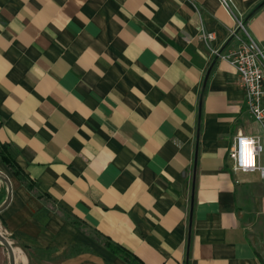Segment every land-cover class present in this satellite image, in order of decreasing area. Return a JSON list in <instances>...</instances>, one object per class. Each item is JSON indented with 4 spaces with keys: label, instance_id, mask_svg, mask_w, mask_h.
<instances>
[{
    "label": "crops",
    "instance_id": "0c3cea01",
    "mask_svg": "<svg viewBox=\"0 0 264 264\" xmlns=\"http://www.w3.org/2000/svg\"><path fill=\"white\" fill-rule=\"evenodd\" d=\"M237 18L264 47V0H0V142L36 185L0 157L15 264H131L106 239L143 264H264V177L229 152L264 123L212 52Z\"/></svg>",
    "mask_w": 264,
    "mask_h": 264
},
{
    "label": "built area",
    "instance_id": "2783aa9c",
    "mask_svg": "<svg viewBox=\"0 0 264 264\" xmlns=\"http://www.w3.org/2000/svg\"><path fill=\"white\" fill-rule=\"evenodd\" d=\"M231 10V0H220ZM213 31L202 28L200 37L209 40L214 37ZM237 42L227 49L216 47L213 54L233 64L246 90V103L251 113L264 123V47L249 31L246 22L237 18L232 33ZM230 156L234 160L233 167L243 171L260 169L264 177V165H260L259 157L264 147L259 135L239 132L230 148Z\"/></svg>",
    "mask_w": 264,
    "mask_h": 264
},
{
    "label": "trees",
    "instance_id": "16d2710c",
    "mask_svg": "<svg viewBox=\"0 0 264 264\" xmlns=\"http://www.w3.org/2000/svg\"><path fill=\"white\" fill-rule=\"evenodd\" d=\"M0 157L3 162L11 169L13 174L20 179L23 183L26 184L30 189L35 190L36 185L34 179H32L24 169L19 165V163L14 159L8 150V145L6 143L0 142ZM105 245L111 250L122 256L131 264H143V262L133 253L127 251L125 248L120 245L109 241L108 239L104 240Z\"/></svg>",
    "mask_w": 264,
    "mask_h": 264
},
{
    "label": "water",
    "instance_id": "95a60500",
    "mask_svg": "<svg viewBox=\"0 0 264 264\" xmlns=\"http://www.w3.org/2000/svg\"><path fill=\"white\" fill-rule=\"evenodd\" d=\"M0 179L6 182L7 194L3 205H0V211L7 205L12 195V184L10 178L0 171ZM0 241L7 247L10 255V264H15V248L12 241L0 231Z\"/></svg>",
    "mask_w": 264,
    "mask_h": 264
},
{
    "label": "bare ground",
    "instance_id": "6f19581e",
    "mask_svg": "<svg viewBox=\"0 0 264 264\" xmlns=\"http://www.w3.org/2000/svg\"><path fill=\"white\" fill-rule=\"evenodd\" d=\"M6 173V172H5Z\"/></svg>",
    "mask_w": 264,
    "mask_h": 264
}]
</instances>
